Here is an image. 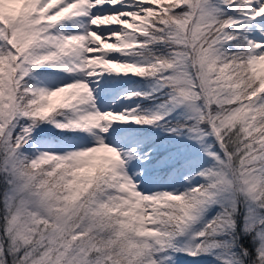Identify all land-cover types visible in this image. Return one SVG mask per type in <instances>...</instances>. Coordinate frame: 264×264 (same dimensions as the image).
<instances>
[{
	"label": "snow or ice",
	"instance_id": "6c2138e0",
	"mask_svg": "<svg viewBox=\"0 0 264 264\" xmlns=\"http://www.w3.org/2000/svg\"><path fill=\"white\" fill-rule=\"evenodd\" d=\"M80 17L81 32L57 28ZM45 65L82 78L28 83ZM105 73L154 80L125 99L168 89L163 111L99 110L87 81ZM178 108L184 119L167 131L200 144L212 164L182 193L144 194L126 167L141 155L102 134L113 122L157 125ZM41 123L95 143L41 151ZM177 253L264 264V0H0V264H175Z\"/></svg>",
	"mask_w": 264,
	"mask_h": 264
},
{
	"label": "rangeland",
	"instance_id": "374dc122",
	"mask_svg": "<svg viewBox=\"0 0 264 264\" xmlns=\"http://www.w3.org/2000/svg\"><path fill=\"white\" fill-rule=\"evenodd\" d=\"M78 23L80 22L73 23L68 20L64 21L60 25H57V28L65 34H71L67 32L68 27L74 25L77 26ZM246 27L249 28V38L258 35V33L252 29L251 25H248ZM81 31L83 30H78L75 33ZM108 58L119 61H127L129 59H133L132 57L123 56L115 53L111 54ZM42 68L44 69L43 75H41ZM127 75L128 74L105 73L102 75H97L88 78L87 82L89 83L90 88L93 91L96 107L99 110L113 111L115 113H119L126 109H136V104L141 101L142 97L133 96L130 99H125V94L129 92H142V90L149 83H151L152 85H154L155 83L154 81H149L152 80L150 78L140 79V77L135 76L134 78H136V80L138 79L137 81L140 80L144 83L136 82V84H132L130 86L128 85V81L130 80V78H125ZM80 78H82V74L80 73H66L52 66L45 65L36 68L35 71L30 73V75L25 79L30 84L32 80V84L37 87L54 89L56 87L68 84L73 80ZM162 101L163 100L157 101L154 98L150 99V106L147 108V110L154 113L162 112L163 109L160 107ZM177 110L182 111L181 115L184 116V110L182 108H178L176 109V111ZM171 114L169 116H171ZM57 119H62V117H57ZM134 124L136 123L132 122L131 120L127 122H113L109 126L108 132L102 134V138L105 140L106 143H109L111 146L117 147L118 150H126V147L128 145H131L132 147H135L137 152L141 155V159H131L127 162L126 165L128 175L135 182L137 190L141 191L144 194L158 193L162 191L171 192L173 190L180 192L179 189H177V186H175L172 182L156 183V179L154 180V176L152 174L153 170L154 173L158 172L159 165L160 167L165 166V163L168 159L173 160V158L171 157L173 154L175 155V157H177L180 154L181 150H187L188 153L195 155L196 160L191 162V164L195 165V168L192 172V176L188 174H186V176H184L183 174H179V177L182 176V180H186L185 186H187L188 184H190V186L193 184L194 186L196 183H198L197 180L201 179V177L195 175V173H197L199 171L198 169L208 160L200 144L189 140L186 136H171V139L176 142V146L179 149L173 150V152L169 156L168 153L170 151H165V149L168 147V144L163 140L157 142L152 146H149L146 150H140L139 147H136L138 145V140L135 139V135L133 134V132L128 129ZM36 130L38 131L36 132V134H38L39 136L37 137V139L33 138V141L37 143V147H39L41 151L63 153L66 151L90 147L93 146L95 143V138L90 133L80 131H61L53 127V125L49 123H41L39 127L34 129L33 131ZM178 143H181L185 146L181 147L178 145ZM205 143L210 144L213 146V148L218 149V144L216 143L215 138L211 137V135L205 137ZM47 145H51L52 147H47ZM186 146H188L189 148H187ZM156 153L162 155L160 157V160H158L157 162L150 160V158H153ZM145 155L147 156V159L143 158ZM145 163H149V165L145 166L147 165ZM173 167L174 166L168 169H172ZM137 173H139V175H137ZM157 175L159 176V174ZM187 177H191V180L187 179ZM214 209L215 208H210V211H214ZM200 226L201 225L199 224V227ZM193 227L198 228L196 225H194ZM193 258L196 257L185 256L181 253H177L175 256V264H206L208 262V259L204 257H197L196 259Z\"/></svg>",
	"mask_w": 264,
	"mask_h": 264
},
{
	"label": "trees",
	"instance_id": "16d2710c",
	"mask_svg": "<svg viewBox=\"0 0 264 264\" xmlns=\"http://www.w3.org/2000/svg\"><path fill=\"white\" fill-rule=\"evenodd\" d=\"M226 15H234V14L231 11L226 10ZM234 50H232V51H234ZM149 81H154V80H149ZM139 82L144 83L142 81H139ZM134 83L136 84V82H134ZM152 86L153 85L151 83H149L142 90V93L151 91ZM165 91L167 92L168 89L163 90L162 92H153L151 98H142L140 101L139 110L137 111L136 114L151 116L154 112L147 110V108L150 106V104H149L150 99L154 98L157 101H161V100L166 99L165 95L163 94V93H166ZM181 114H182V111H179V110L176 111L175 110L172 112L171 116H169V115L165 116L164 120L160 121L157 125H145V124H137V123L134 124V126H132V128L135 131L136 138L139 139V145H138L139 149L140 150H146L149 146H152V145L156 144L157 142L163 140L168 144V147L165 149L166 152L170 151L168 153V156L173 152V150H178L179 148L176 146V142H174V140L171 139V136H175V135H172L167 131L166 125L174 124L177 121H182L184 119V116ZM36 132H38V131L36 130V131L32 132V137L35 139H37V137L39 136L38 134H36ZM165 133H167V134H165ZM160 138H162V139H160ZM30 144L25 146V148L26 149L30 148ZM178 145L181 147L185 146L181 143H178ZM186 147L189 148L188 146H186ZM214 149H217V148H214ZM161 156L162 155H160L159 153H156L153 156V158H150V160L157 162L158 160H160ZM171 157L173 158V160L168 159L165 163V166L160 167V165H159L158 166V172L154 173V170H153V174L154 175L159 174L160 176L157 178L160 180H170L172 182H175L174 184H176L179 187L180 192H184L185 189L189 188L190 186H185L184 182H182L180 179H178V178H182V176L179 177V174H181V175L183 174L184 176H186V174H188V175L192 176V172L195 168V165L191 164V162L196 160V156L188 153L187 150H181L180 154L177 157H175L174 154ZM207 159H208L207 162L204 163L198 169L199 171L202 168L209 167L212 164V161L208 156H207ZM159 163H161V162H159ZM172 166H174L172 169H168V168H171ZM197 181L202 182V179H198ZM216 211H217L216 208L214 209V211H210V209H209L206 216H205V219L210 218L211 216L215 215ZM195 225L199 228V223H197ZM197 257L200 258L202 256H197ZM196 258H193V259H196ZM204 258L208 259V262L206 264H213L212 257L207 256ZM193 261H195V260H193ZM189 262H191V261H189Z\"/></svg>",
	"mask_w": 264,
	"mask_h": 264
},
{
	"label": "bare ground",
	"instance_id": "6f19581e",
	"mask_svg": "<svg viewBox=\"0 0 264 264\" xmlns=\"http://www.w3.org/2000/svg\"><path fill=\"white\" fill-rule=\"evenodd\" d=\"M105 10H107V11H113V9L109 8L108 6H105ZM92 11L95 14L97 10L96 9H93ZM100 14H103V12H101ZM80 19H83V18L82 17H80V18H73L70 21L74 22V21H77V20H80ZM86 20H87L86 18L83 19L84 22H86ZM68 30L71 33H74V32H76L78 30H83V28L82 27L79 28V27L72 26V27H69ZM93 30L98 31L101 34H103V33L108 32L110 30H117V28H116V26H112L111 28H99V29H93Z\"/></svg>",
	"mask_w": 264,
	"mask_h": 264
}]
</instances>
